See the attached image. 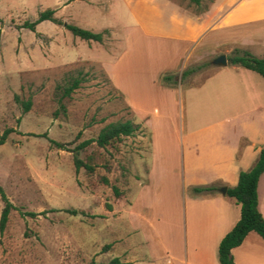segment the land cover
Wrapping results in <instances>:
<instances>
[{"label": "rangeland", "instance_id": "obj_1", "mask_svg": "<svg viewBox=\"0 0 264 264\" xmlns=\"http://www.w3.org/2000/svg\"><path fill=\"white\" fill-rule=\"evenodd\" d=\"M176 1L198 12L213 0ZM47 7L64 21L109 32L96 41L49 19L35 30L21 26ZM159 21L148 6L142 13L139 0H0V133L9 129L0 143V185L14 205L0 230V264H82L121 253L142 264L201 263L200 245L189 239L197 229L186 224L176 91L166 93V116L155 113L164 114L161 84L175 89L190 56L183 42L153 27ZM200 62L182 85L215 67L209 57ZM78 71L80 85L60 100L56 85ZM127 118L140 129L80 148L77 156L94 169L76 170V145ZM2 206L0 197V214ZM208 261L221 264L216 250Z\"/></svg>", "mask_w": 264, "mask_h": 264}, {"label": "crops", "instance_id": "obj_2", "mask_svg": "<svg viewBox=\"0 0 264 264\" xmlns=\"http://www.w3.org/2000/svg\"><path fill=\"white\" fill-rule=\"evenodd\" d=\"M139 2L142 13L148 6L160 18L153 27L162 26L161 35L184 43L186 57H190L181 73L188 65L199 64L206 57L212 60L222 52L227 56L235 48L264 57V0H213L198 12L183 9L176 0ZM214 65L199 81L181 84L183 77L204 65L183 77L180 73L175 89L164 81L158 90L164 109V114L155 112L158 117L167 114L166 93L172 89L177 93L173 123L179 129L185 217L186 224L197 229L189 239L200 245L196 261L201 262L186 259L185 264H209L211 253L216 250L217 254L220 239L241 213L240 204L221 187L235 185L239 171L255 163L264 144V77L228 59L225 65ZM201 184H213L217 189L193 192L192 187ZM257 192L258 209L264 216V171L259 176ZM231 253L234 264H258L264 260V239L250 230L240 244L231 248ZM121 259L130 264H142L144 260Z\"/></svg>", "mask_w": 264, "mask_h": 264}, {"label": "trees", "instance_id": "obj_3", "mask_svg": "<svg viewBox=\"0 0 264 264\" xmlns=\"http://www.w3.org/2000/svg\"><path fill=\"white\" fill-rule=\"evenodd\" d=\"M195 4H200L201 0H190ZM55 8L47 7L39 10L37 16L33 19H26L21 26L27 27L31 30H35L36 24L42 20L49 19L55 23L63 24L74 35H77L83 39L102 41L105 34L109 32L107 28L103 30L94 31L86 27H82L76 23L64 21L63 19L54 15ZM228 62L231 64L240 65L249 69H252L264 77V57L257 56L247 49L235 48L231 53L227 55ZM205 65L204 62L189 66L182 70V77L188 73L199 69ZM81 71H78L76 75H72L64 83H58L57 89L60 91L59 99L70 95V93L80 85L83 77ZM170 79L171 76H165ZM31 100L27 99L23 101L24 109L27 110L30 107ZM140 123L135 122L130 118L118 119L115 121H109L103 125L95 138L84 139L76 145V151L74 154V165L76 170L81 166H84L87 170L92 171L94 169L90 162L82 160L77 156L78 150L86 146L91 141H95L99 146H105L108 143L120 139L122 136L130 135L140 129ZM9 129H5L0 133V143L5 140V137ZM58 146H63L59 141L55 142ZM264 171V144L259 148L258 157L255 163L247 169H241L239 171L238 180L235 185L228 186L226 188V194L233 197L234 200L240 204L241 213L235 224L222 236L218 243L217 258L221 264H234L231 248L240 244L244 239L248 231L254 230L258 232L264 239V216L258 209V192L257 183L259 176ZM102 180L108 182V178L103 175ZM115 193L120 194L116 186H114ZM217 189V186L213 184H201L194 185L192 187L193 192L199 193L202 191H208ZM0 197L3 201V206L0 214V230H2L8 220L10 210L14 207L13 203L7 197L3 187L0 185ZM111 206L109 205V208ZM67 211L71 213H77L76 208H67ZM35 214V212H30ZM105 244L104 246H107ZM82 264H130V261H125L120 256H113L107 261H98L92 258L89 262Z\"/></svg>", "mask_w": 264, "mask_h": 264}, {"label": "water", "instance_id": "obj_4", "mask_svg": "<svg viewBox=\"0 0 264 264\" xmlns=\"http://www.w3.org/2000/svg\"><path fill=\"white\" fill-rule=\"evenodd\" d=\"M212 62L216 65H225L227 63V56L224 52L213 57ZM226 186L221 187V191L225 192Z\"/></svg>", "mask_w": 264, "mask_h": 264}]
</instances>
